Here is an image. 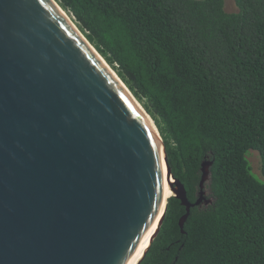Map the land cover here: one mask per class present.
Masks as SVG:
<instances>
[{
	"label": "water",
	"instance_id": "obj_1",
	"mask_svg": "<svg viewBox=\"0 0 264 264\" xmlns=\"http://www.w3.org/2000/svg\"><path fill=\"white\" fill-rule=\"evenodd\" d=\"M140 104L59 0H0V264H138L166 178L200 202Z\"/></svg>",
	"mask_w": 264,
	"mask_h": 264
},
{
	"label": "trees",
	"instance_id": "obj_2",
	"mask_svg": "<svg viewBox=\"0 0 264 264\" xmlns=\"http://www.w3.org/2000/svg\"><path fill=\"white\" fill-rule=\"evenodd\" d=\"M59 1L156 121L191 202L212 162L211 201L182 231L170 197L139 264H264V0Z\"/></svg>",
	"mask_w": 264,
	"mask_h": 264
},
{
	"label": "clouds",
	"instance_id": "obj_3",
	"mask_svg": "<svg viewBox=\"0 0 264 264\" xmlns=\"http://www.w3.org/2000/svg\"><path fill=\"white\" fill-rule=\"evenodd\" d=\"M70 13L72 14V16H73V18H75V21L77 22V20H76V17L74 16V14L70 11ZM78 23V22H77ZM134 94V93H133ZM136 97V96H135ZM137 98V97H136ZM141 103V102H140ZM141 105H142V103H141ZM143 106V105H142ZM143 108H144V106H143ZM145 109V108H144ZM146 110V109H145ZM147 111V110H146ZM148 112V111H147ZM149 113V112H148ZM150 114V113H149ZM151 115V114H150ZM159 132H160V130H159ZM160 134H161V132H160ZM161 136H162V134H161ZM164 140V139H163ZM208 160H204L202 163H204V162H207ZM210 172V171H209ZM255 173L256 174H258L260 177H263V175H262V171H261V169L259 170V173L258 172H256L255 171ZM201 178L203 179L204 178V182L203 183H201V181H202V179H201V181H200V183H199V187H200V191H199V194H198V199L197 200H199V198L201 199L200 200V202L199 203H208V202H210L211 201V199H209L208 198V193H207V191L204 189L205 188V176L207 175L206 174V172H205V174H204V171H203V164H202V169H201ZM209 176H210V174H209ZM181 182V181H180ZM182 183V182H181ZM183 185H184V183H182ZM185 186V185H184ZM185 188H186V186H185ZM186 191H187V189H186ZM201 193H203V195L201 194ZM202 195V196H201ZM173 196H176L177 198H179V196H178V194H177V192H173V190L171 189L170 190V193H169V196L167 197V203H168V199L170 198V197H173ZM187 197H188V193H187ZM188 199H189V197H188ZM196 200V201H197ZM189 201H190V199H189ZM196 201L195 202H192V203H196ZM191 202V201H190ZM185 206V205H184ZM186 207V206H185ZM166 210H167V205H166ZM190 210V209H189ZM189 210H187L186 209V213H182L181 215H180V217H179V223H180V227L182 228V231H184V228H185V223L188 221L187 220V218H188V216H189V214H188V212H189ZM187 214V218L185 217V215ZM165 215H166V212H165V214L163 213V219H164V217H165ZM163 219H162V221H163ZM160 228V227H159ZM185 229H187V228H185ZM159 231V230H158ZM158 233V232H157ZM156 233V234H157ZM156 236V235H155ZM155 236H154V238H155ZM153 238V239H154ZM152 243V242H151ZM139 264V263H138Z\"/></svg>",
	"mask_w": 264,
	"mask_h": 264
},
{
	"label": "bare ground",
	"instance_id": "obj_4",
	"mask_svg": "<svg viewBox=\"0 0 264 264\" xmlns=\"http://www.w3.org/2000/svg\"><path fill=\"white\" fill-rule=\"evenodd\" d=\"M141 105V104H140ZM142 108H143V106H142ZM148 120L150 121L151 120V118L148 116ZM165 190H166V194L165 193H163V205L167 202V197L169 196V193H170V189H169V187H168V179L166 178V184H165ZM166 200V201H165ZM163 213H164V210H163V207H162V209H160V214H159V216H158V218L156 219V221H155V223L151 226V229H150V232H149V236H148V238H147V241H146V243H145V246H144V249H143V251H142V254H143V252L145 251V249L148 247V245H149V241H150V237H151V234L153 233V231H154V229L156 228V225H157V221H158V219H159V217L161 216V214L163 215ZM141 254V255H142ZM140 258H141V256H140ZM139 258V259H140ZM138 259V260H139Z\"/></svg>",
	"mask_w": 264,
	"mask_h": 264
},
{
	"label": "rangeland",
	"instance_id": "obj_5",
	"mask_svg": "<svg viewBox=\"0 0 264 264\" xmlns=\"http://www.w3.org/2000/svg\"><path fill=\"white\" fill-rule=\"evenodd\" d=\"M225 7H226V9L229 12L230 11H237V5L235 3V0H225ZM256 153H252L251 154L250 160L253 163V165L256 167V171L259 173V170H258V155Z\"/></svg>",
	"mask_w": 264,
	"mask_h": 264
},
{
	"label": "flooded vegetation",
	"instance_id": "obj_6",
	"mask_svg": "<svg viewBox=\"0 0 264 264\" xmlns=\"http://www.w3.org/2000/svg\"><path fill=\"white\" fill-rule=\"evenodd\" d=\"M203 164V163H202ZM201 169H202V167H201ZM200 199V198H199Z\"/></svg>",
	"mask_w": 264,
	"mask_h": 264
}]
</instances>
